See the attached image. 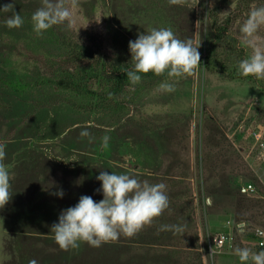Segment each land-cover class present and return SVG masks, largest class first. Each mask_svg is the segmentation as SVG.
Wrapping results in <instances>:
<instances>
[{
  "label": "rangeland",
  "instance_id": "374dc122",
  "mask_svg": "<svg viewBox=\"0 0 264 264\" xmlns=\"http://www.w3.org/2000/svg\"><path fill=\"white\" fill-rule=\"evenodd\" d=\"M239 1L77 0L72 29L57 25L38 37L31 16L41 0H0L14 5L0 12V143L5 163L14 164L12 198L0 208V264H196L189 250L195 232L204 264H241L237 247L259 252L234 231L242 215L249 222L240 225L245 232L264 231V218L252 211L264 206V151L253 136L261 130L264 141V78L232 80L200 65L197 75L167 80L175 83L173 92L160 90L161 83L134 84L119 113L94 111L95 98L52 82L53 65L70 55L68 45L131 57L129 42L150 28H171L177 38L193 40L203 58L214 20L223 23L234 15ZM261 5L264 0H254L250 9ZM250 9L236 14L228 28L244 59L252 49L242 43L239 29ZM13 12L24 19L22 27L6 26ZM259 37L264 43V28ZM233 49L221 48L220 60H239ZM88 87L102 90L94 82ZM100 171L163 183L170 206L132 237L62 250L51 226L82 196L103 199L97 192ZM245 183L256 191L240 196L237 187ZM61 190L63 198L56 194ZM163 225L183 231H161ZM220 232L233 233V246L211 257L205 247Z\"/></svg>",
  "mask_w": 264,
  "mask_h": 264
},
{
  "label": "clouds",
  "instance_id": "9594fccd",
  "mask_svg": "<svg viewBox=\"0 0 264 264\" xmlns=\"http://www.w3.org/2000/svg\"><path fill=\"white\" fill-rule=\"evenodd\" d=\"M186 0H168L170 5H183ZM77 0H41L39 7L31 16L33 31L38 37L57 25L72 29L75 25L74 11ZM13 2L0 5V12H9ZM224 14V13H223ZM5 24L9 29L20 28L24 19L18 12L7 17ZM200 22H197V26ZM264 28V5L254 6L240 26L241 41L252 49V54L239 61L238 74L243 77L264 78V43L260 42L259 32ZM132 68L126 71L131 84L141 81V74L154 73L157 76L166 74L168 80L197 75L201 65L199 47L191 39L177 38L171 28H150L146 34L141 33L134 41L129 42ZM160 90L175 91V83L168 81L159 85ZM88 136L87 131L81 133ZM107 147L108 137H104ZM5 145L0 143V208L11 200L14 164H6ZM102 182L103 193L100 202L90 196H82L74 207L64 210L58 223L51 226L55 242L62 250L79 248L87 243L99 248L103 244L116 241L121 235L132 237L145 226L153 224L169 208L170 201L166 194L167 186L163 183L152 184L147 180L140 181L129 174H116L100 171L97 177ZM63 198L61 190L56 193ZM161 231H183L179 225H163ZM264 235V234H262ZM234 254L241 264H264V251H253L248 247H237Z\"/></svg>",
  "mask_w": 264,
  "mask_h": 264
},
{
  "label": "trees",
  "instance_id": "16d2710c",
  "mask_svg": "<svg viewBox=\"0 0 264 264\" xmlns=\"http://www.w3.org/2000/svg\"><path fill=\"white\" fill-rule=\"evenodd\" d=\"M254 3V0H240L237 4L234 15L229 16L223 23L215 21L212 25L211 37L209 40L207 55L201 58V65H204V68L210 73H217L228 78L241 79L242 78H252L243 77L238 74V63L239 60L244 59L243 51H239L237 47V41L229 35V26L236 18V14H242L244 10H249L250 6ZM230 42L222 46L224 41ZM234 48L235 53L241 58L239 60H230L232 64H228V59L223 61L220 60L219 51L222 48V51L228 50V47ZM69 56L63 60L61 63L53 65L55 68L54 72L55 77L53 83L58 85L60 89L68 90L75 92L83 97L95 98L97 102L93 105L92 109L94 111L98 110H112L113 113H119L126 107V101L123 102L124 94L127 92L129 87H133L134 84H131L127 80L126 71L132 68L131 57H123L122 55H116L115 57H109L101 51H92L90 48L85 46H75L72 47L68 45ZM141 81L144 83V86H152L153 84L162 83L168 80L166 74L157 76L154 73L141 74ZM91 82L98 84L101 87V91L97 92L93 89H89ZM136 90L139 88H135ZM130 102V101H128ZM252 183L255 184L254 181ZM241 186L237 187L238 195L243 196L240 191ZM243 210V207L240 206ZM260 210H253L255 213L261 214L264 218V206L260 205ZM235 222L236 231L234 234L239 235L244 241L250 245H254L257 251H264V246H260L259 243L262 242V238L256 235V231L245 232V226L240 227L243 223L245 225L249 224L242 215ZM249 221V220H248ZM264 224V223H263ZM249 225H247L248 227ZM243 232V233H240ZM245 232V233H244ZM200 237L197 232L193 235L192 246L189 247V250L192 251L191 255L196 257L198 263L204 264L202 248L200 247ZM206 251V247H205ZM193 264V263H191Z\"/></svg>",
  "mask_w": 264,
  "mask_h": 264
},
{
  "label": "built area",
  "instance_id": "2783aa9c",
  "mask_svg": "<svg viewBox=\"0 0 264 264\" xmlns=\"http://www.w3.org/2000/svg\"><path fill=\"white\" fill-rule=\"evenodd\" d=\"M254 139H256L258 142H260L259 147L261 148V151H264V141H261V130L259 132L254 133ZM260 170V176L262 179H264V167H262ZM241 193L248 194V193H254L256 191V187L252 183H245L241 186ZM230 224V222H228ZM264 231L258 230L256 231V235L260 238H262V242L259 243L260 246H264ZM233 246V233L229 232H220L215 233L212 239H210L206 246V253H208L209 256L213 257L214 255L221 254L223 252H226V248L229 249Z\"/></svg>",
  "mask_w": 264,
  "mask_h": 264
}]
</instances>
